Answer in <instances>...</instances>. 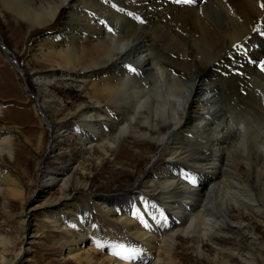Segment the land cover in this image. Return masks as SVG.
Returning a JSON list of instances; mask_svg holds the SVG:
<instances>
[{"label":"bare ground","instance_id":"1","mask_svg":"<svg viewBox=\"0 0 264 264\" xmlns=\"http://www.w3.org/2000/svg\"><path fill=\"white\" fill-rule=\"evenodd\" d=\"M3 4L27 35L51 29L64 16L63 27L36 40L30 53V61L54 69L50 78L37 72L33 78L43 107L46 95L60 103V119L54 125L47 119L50 127L76 133L83 155L100 163H124L128 142L151 166L140 191L98 201L89 194L84 211L68 200L64 211H50L56 229L78 231V239L67 242V258L77 264H185L187 249L204 257L210 242L238 264H264V236L252 228L264 227V72L256 66L264 62V0ZM209 48L215 57L201 62L195 50ZM181 70H192L191 78ZM227 108L240 118L227 122ZM69 110L74 126L61 118ZM15 153L12 139L0 134V155L12 160ZM252 173L260 199L246 181ZM46 177L47 186L57 179L52 171ZM2 186L22 195L3 170ZM91 209L111 229L99 226ZM217 232L236 233L246 248L222 245L226 239L216 241Z\"/></svg>","mask_w":264,"mask_h":264},{"label":"rangeland","instance_id":"2","mask_svg":"<svg viewBox=\"0 0 264 264\" xmlns=\"http://www.w3.org/2000/svg\"><path fill=\"white\" fill-rule=\"evenodd\" d=\"M3 6V0H0V134L12 139L16 153L12 160L0 155V171L9 173L17 182L22 195L15 194L8 186L0 187V264H77L75 259L67 258L65 253L68 249L67 242L78 239V231L70 228L67 234L65 229H56L54 223L47 218L50 211L63 209L65 200L78 204L80 210L84 211L89 194L98 201L102 196L114 199L140 191L138 185L142 182L143 174L146 175L151 170V166L141 162L140 150L128 142L124 145L126 149L122 154L125 157L124 163H113L111 158L100 163L97 156L83 155L84 147L77 141L76 133H58L50 127L49 121L54 125L60 119L57 113L60 103L53 96L46 95L44 102L47 108L43 107L37 99L39 84L33 78L36 72L50 78L54 69L30 61V53L36 40L48 34L54 35L63 27L64 16L51 29L27 35L26 29L11 19ZM5 13L8 22L2 17ZM216 53L212 48L208 51L195 50V55L201 62L212 60ZM263 64L261 60L256 65L261 72H264ZM191 71L187 74L181 70L189 78L192 76ZM56 81L61 83L60 80ZM56 89L59 91L64 87L58 86ZM61 95L65 96L63 93L59 96ZM76 95L77 92L70 95L65 103L71 105L72 98ZM41 110L45 116L41 114ZM73 112L69 110L64 116L61 115L71 126L77 122L73 119ZM226 115L227 122L240 118L228 108ZM57 135L59 139H55ZM48 171H52L57 178L51 186H47ZM254 177L252 173L246 181L258 195L259 191L253 184ZM260 197L258 195L257 199ZM90 211L96 218V223L104 227L103 216L96 215L92 209ZM105 228L111 229L110 224L105 223ZM252 228L257 234L264 236V227L255 224ZM219 234L217 232L215 236L216 241H221V237L226 239L222 245H241L246 248L245 239L238 237L236 233L227 237ZM21 250L24 255L19 259ZM203 250L205 256L198 257L187 249L185 264L240 263V260L236 257L232 259L228 253L218 254L210 242Z\"/></svg>","mask_w":264,"mask_h":264},{"label":"snow or ice","instance_id":"3","mask_svg":"<svg viewBox=\"0 0 264 264\" xmlns=\"http://www.w3.org/2000/svg\"><path fill=\"white\" fill-rule=\"evenodd\" d=\"M185 3H192V0H184ZM193 183H195V180H192Z\"/></svg>","mask_w":264,"mask_h":264}]
</instances>
